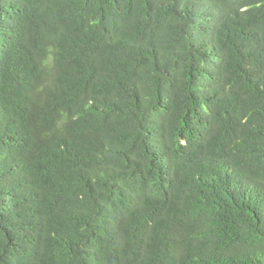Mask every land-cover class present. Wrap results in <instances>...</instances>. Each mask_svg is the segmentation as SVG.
<instances>
[{"label":"trees","instance_id":"16d2710c","mask_svg":"<svg viewBox=\"0 0 264 264\" xmlns=\"http://www.w3.org/2000/svg\"><path fill=\"white\" fill-rule=\"evenodd\" d=\"M0 264H264V0H0Z\"/></svg>","mask_w":264,"mask_h":264}]
</instances>
